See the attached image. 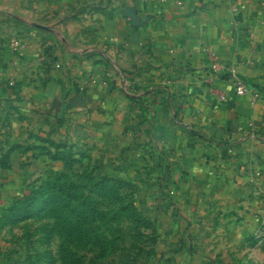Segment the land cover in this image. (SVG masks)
<instances>
[{"label":"crops","instance_id":"0c3cea01","mask_svg":"<svg viewBox=\"0 0 264 264\" xmlns=\"http://www.w3.org/2000/svg\"><path fill=\"white\" fill-rule=\"evenodd\" d=\"M0 138L6 170L49 147L131 182L146 220L264 174V0H0Z\"/></svg>","mask_w":264,"mask_h":264},{"label":"rangeland","instance_id":"374dc122","mask_svg":"<svg viewBox=\"0 0 264 264\" xmlns=\"http://www.w3.org/2000/svg\"><path fill=\"white\" fill-rule=\"evenodd\" d=\"M13 144L0 138V264H264L261 172L236 175L230 185L197 187L204 197L184 213L172 201L166 216L158 199L141 201L148 212L163 213L146 220L131 182L103 175L95 162L87 166L68 151L58 156L43 149L45 169L37 153L16 152L15 166L24 160L31 170H6ZM174 191L167 184L158 196ZM98 212L111 221L101 222ZM108 234L133 245L115 253L116 244L101 239Z\"/></svg>","mask_w":264,"mask_h":264},{"label":"trees","instance_id":"16d2710c","mask_svg":"<svg viewBox=\"0 0 264 264\" xmlns=\"http://www.w3.org/2000/svg\"><path fill=\"white\" fill-rule=\"evenodd\" d=\"M91 207H93V209H98V207H95V206H91ZM97 216L99 217V220L101 222L107 223L111 221V218L107 216H103V214H101L100 212H98ZM101 239L102 240L110 239L113 243H115L116 246L113 249L115 253L118 252L120 249H123V248L127 249L128 247H131L133 245L132 243H129L128 241L123 240L121 237L113 235V234L101 236Z\"/></svg>","mask_w":264,"mask_h":264},{"label":"built area","instance_id":"2783aa9c","mask_svg":"<svg viewBox=\"0 0 264 264\" xmlns=\"http://www.w3.org/2000/svg\"><path fill=\"white\" fill-rule=\"evenodd\" d=\"M235 86L237 87V90L240 91V92H244V93L245 92H250L249 87L243 81L237 80L235 82Z\"/></svg>","mask_w":264,"mask_h":264}]
</instances>
